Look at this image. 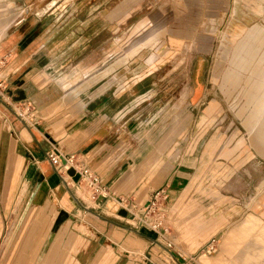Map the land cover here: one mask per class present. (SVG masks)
<instances>
[{"label": "rangeland", "instance_id": "374dc122", "mask_svg": "<svg viewBox=\"0 0 264 264\" xmlns=\"http://www.w3.org/2000/svg\"><path fill=\"white\" fill-rule=\"evenodd\" d=\"M57 2L60 8L51 10V4ZM179 2L183 6L180 16L163 24L168 15L174 17L179 11L159 9L154 7L156 1L151 0H0V37L20 27L23 30L34 28L33 34L44 39L49 38L50 33H57L58 50L53 59L58 68L51 70L50 75L65 96L77 97L104 77L108 82L99 92L111 82V86H117L112 90L124 87V113L110 132L121 149L112 158H121L126 170L131 161L141 163L151 155L139 169L137 189L140 191L136 194L135 188L133 192H112L108 199L98 204L90 199L83 181L78 182V179L77 183L68 174L61 176L67 190L80 202L76 209L83 206L91 212L90 232L83 227L86 224L82 222V214L74 213L76 217L71 218L78 233L71 234L69 240L85 241L82 237L85 234L92 241L106 243L110 237V232L103 230L106 220L112 222L106 225L111 230L118 227L133 230L138 227L137 220L150 196L156 191L165 192L166 199L160 202L159 213L165 232L155 234L140 230L144 234L151 233L148 237L154 243L150 247H154L156 254L149 255L148 249L138 255L136 264H200L201 255L215 259L220 254L223 236L233 224L216 235L213 251L204 250L206 240L201 242L200 248L190 249L177 227L184 220L177 209L200 212L207 219L216 214L225 217L236 203L245 212L253 209L252 204L249 206L248 201L243 200L245 185L239 164L234 165L235 175L230 177L232 160H202L201 156L209 150L212 139L218 138L222 147L228 138L237 141L247 136L248 130L257 125L254 115L260 117L259 114L264 113V0ZM9 17L18 21L6 24ZM21 20L26 21L21 25ZM99 67L102 72H96ZM142 78L146 79L133 85ZM196 86L200 88L198 96L201 98L193 103L191 97ZM20 100L17 91L6 88L0 96V106L9 109L12 117L38 129L34 125L35 111L21 106ZM44 137L53 143L51 136ZM246 145L248 150V138ZM136 151L138 156L131 159ZM193 159L196 164L192 161L195 166L183 184L188 183L181 199L173 198L170 202L167 184L171 176L164 183L163 179L181 162ZM86 167L96 174L93 168ZM146 169L147 172L151 169L147 176ZM250 170L253 195L254 188L260 193L264 184L256 182L259 167ZM136 179L130 171L126 177L127 186ZM103 182L106 183L107 178H103ZM248 189L247 186V193ZM187 196L192 201L187 202ZM53 200L56 205L57 198ZM129 201L135 209L126 207ZM243 214L232 221H240ZM168 243L171 248L166 246ZM33 251L23 248L14 256H0V264H5V259H9V264H57L56 260L62 261L56 258L58 254L55 258L41 260V252L44 254L45 250L33 258ZM68 251L61 250L62 257L67 253V256L72 255V250Z\"/></svg>", "mask_w": 264, "mask_h": 264}, {"label": "crops", "instance_id": "0c3cea01", "mask_svg": "<svg viewBox=\"0 0 264 264\" xmlns=\"http://www.w3.org/2000/svg\"><path fill=\"white\" fill-rule=\"evenodd\" d=\"M151 1H156L157 5L154 7L159 9L175 8L179 11L174 17L168 15L163 24L178 18L183 9L180 0ZM58 7V2L56 5L51 4V10ZM16 21L18 20L12 21L9 17L5 23L10 25ZM25 21L21 20L19 23L22 25ZM30 29L16 28L5 37H0V58H6L3 76L7 89L18 92L21 106L35 111L34 125L39 129L34 130L12 117L9 109L0 106V256H14L23 248H31L34 249L31 254L33 258L41 250H45L44 254L41 252V260L55 258L58 254L56 258L62 261L56 260L57 264H67L68 260L70 264H136L138 255H143L146 250L149 249L148 254L151 256L156 254L154 247H150L154 243L149 238L151 233L144 234L125 227L111 230L106 226L109 222L112 223L108 220L104 221L103 226L104 231L110 232L106 243L92 241L85 234L82 235L86 238L85 241L78 238L69 240L71 234L78 233L71 218L75 216L74 213L82 214V222L86 224L83 227L90 232L91 212L82 205V209H76L80 206L78 198L67 190L66 184L46 159L45 153L55 148L63 155L74 154L82 166L93 168L100 182L102 181L101 184L107 186L110 193L133 192L136 188V194L140 191L137 189L141 176L139 169L151 155H147L141 163L131 161L126 170L123 169L121 158H112L121 149L110 132L124 113V87H118L119 91L112 90L117 86H111V82L108 88L99 92L108 82L104 77L88 86L77 97L65 96L61 87L54 82L55 78L51 79L53 76L50 75L51 70L58 68L57 61L53 59L58 50L57 33H50V37L44 39L33 34L34 28ZM96 72H102L101 67ZM145 79L142 78L133 85H139ZM199 93L200 88L196 86L191 97L193 103L199 102ZM255 115L257 125L248 130L247 136H242L237 141L228 138L222 147L216 136L217 139L211 140L209 150L201 156L202 160H232L230 177L235 175L234 165L239 164L238 167L243 170L245 185L243 200L248 201L249 206L252 204L253 209L245 212L236 203L225 217L216 214L210 219L200 212L177 209L184 217L177 227L190 249L198 248L206 240L205 247L211 240H216L219 232L233 224L223 236L220 254L215 259H209L203 254L199 258L200 264H264V187L260 193L254 188L255 193L252 195L253 180L250 175L252 167H259L260 175L256 182L264 184V173L261 174V169L264 171V113L259 114L260 117ZM44 135L51 136L53 143L47 142ZM247 138L250 146L248 150ZM136 155L138 156L137 151L131 159L136 158ZM192 161L196 164V159H193L174 166L176 169L169 171L163 179L164 183L171 176L167 184L170 202L173 198L181 199V193L188 183L183 184L195 166L191 164ZM147 169L146 176L154 168L148 172ZM130 171H133L137 179L127 186L126 177ZM156 174L157 171L152 174V178ZM103 178H107L106 183ZM247 186L250 188L249 193L246 192ZM55 197L56 205L53 203ZM185 200L192 201L189 196ZM232 200L238 202L236 198ZM243 212L240 221H232ZM115 238L121 239L117 241ZM249 241L252 244L248 245ZM64 249H68L70 253L72 250V255L67 256V253L62 257L61 250ZM168 254L172 259V255ZM4 263L9 264V259H5Z\"/></svg>", "mask_w": 264, "mask_h": 264}, {"label": "built area", "instance_id": "2783aa9c", "mask_svg": "<svg viewBox=\"0 0 264 264\" xmlns=\"http://www.w3.org/2000/svg\"><path fill=\"white\" fill-rule=\"evenodd\" d=\"M5 65L6 58H0V96L7 88L6 81L3 76ZM26 109L28 108L26 107ZM45 156L62 180L63 177L61 175L67 174L68 170L73 169L75 173L79 175V181H83L89 189L90 199L93 202L97 203L99 199L104 201L110 196V192L101 184L99 177L89 168L82 166L76 160L74 154L63 155L57 149L51 148L45 153ZM165 199L166 194L164 191H156L152 194V196H150L146 207L137 220L138 227L135 228L136 230L140 231L142 229H146L148 232L155 234H158V232H165L163 229V220L159 214L161 212L160 202ZM128 206L130 209H135V205L132 204L131 201L126 204V207ZM166 246L171 248L170 243L166 244ZM214 248H216L215 239L211 240V242L204 247V250L211 252Z\"/></svg>", "mask_w": 264, "mask_h": 264}, {"label": "water", "instance_id": "95a60500", "mask_svg": "<svg viewBox=\"0 0 264 264\" xmlns=\"http://www.w3.org/2000/svg\"><path fill=\"white\" fill-rule=\"evenodd\" d=\"M67 174H69L71 177H73V180H74V181H76V182L78 181V179H79V175L76 174L75 171H74L73 169L68 170V171H67ZM102 201H103L102 199H99L97 203H98V204H101Z\"/></svg>", "mask_w": 264, "mask_h": 264}, {"label": "bare ground", "instance_id": "6f19581e", "mask_svg": "<svg viewBox=\"0 0 264 264\" xmlns=\"http://www.w3.org/2000/svg\"><path fill=\"white\" fill-rule=\"evenodd\" d=\"M262 139H263V138H262ZM262 141H263V140H262ZM68 176H70V175L68 174ZM70 177H71V176H70ZM63 180H64V179H63ZM64 181H65V180H64ZM78 182H80V181H78ZM78 182H77V183H78ZM74 183H76V182H74ZM210 242H211V241H210ZM210 242H209V243H210ZM209 243H208V244H209Z\"/></svg>", "mask_w": 264, "mask_h": 264}]
</instances>
